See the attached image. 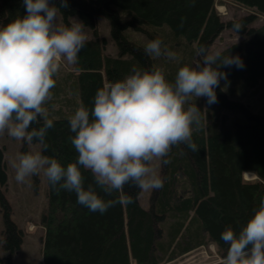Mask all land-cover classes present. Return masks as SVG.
<instances>
[{"label":"trees","instance_id":"obj_1","mask_svg":"<svg viewBox=\"0 0 264 264\" xmlns=\"http://www.w3.org/2000/svg\"><path fill=\"white\" fill-rule=\"evenodd\" d=\"M224 1L249 12L225 21L216 7L218 0H195L194 6L191 0H65L67 7L61 0H49L67 25L71 16H77L96 34L79 52L70 78L60 77L59 72L54 76L53 96L45 105L53 120L45 137L48 147L34 141L40 144L42 155L64 166L76 162L78 156L69 139L74 133L67 117L80 105L90 110L97 89L131 74L133 66L142 71L158 68L173 81L180 66L200 63L202 67L197 49L201 45L209 49L230 28L241 39L224 48V54L239 56L244 67L220 66L226 78L215 88L216 103L195 98L202 121L200 130L193 131L199 151L173 146L171 164L161 162L163 187L152 190L149 207L140 203L142 190L125 185L123 192L133 203L117 204L104 214L92 212L77 202L74 192L57 194L47 181V205L40 218L44 264H167L211 244L218 256L211 264L226 255L228 245L220 239L221 232L226 227L238 232L264 197V104L254 111L250 103L233 97L234 93L245 97L247 89L254 92L249 97L264 91V0ZM26 15L23 0H0V26ZM100 16L110 22L117 56L107 52V41L99 36ZM236 22L242 26L237 31ZM139 35L161 39L181 58L180 63L147 55L144 45L148 42ZM232 81L240 86L225 89L224 83ZM4 153L0 146V199L6 210L2 240L9 252L0 257V264H13L23 244V231L10 218L11 208L2 191L8 182ZM249 173L256 179H246ZM82 174L85 187L92 185L104 199L118 195H105L89 171L82 169Z\"/></svg>","mask_w":264,"mask_h":264},{"label":"clouds","instance_id":"obj_2","mask_svg":"<svg viewBox=\"0 0 264 264\" xmlns=\"http://www.w3.org/2000/svg\"><path fill=\"white\" fill-rule=\"evenodd\" d=\"M23 2L27 15L0 26V135L37 141L46 149L45 137L53 120L45 105L53 96L54 76L62 61L78 62L87 37L80 22L61 24L59 10L49 0ZM191 3L194 6L195 0ZM61 4L67 7L65 0ZM233 27L237 31L242 26L236 22ZM144 50L150 57L180 63L181 58L159 38L150 40ZM197 56L203 66H180L173 81L158 68L142 71L133 66L131 74L97 89L90 110L80 105L67 117L76 162L64 166L39 151L19 154L13 161L17 183L42 172L57 194L74 192L80 205L101 214L117 204L134 202L124 194L125 185L142 191L162 188L164 179L152 162L171 164L173 146L199 151L193 131L200 130L202 121L195 98L216 103L215 88L226 78L220 66L244 67L239 56L225 55L221 49L210 51L204 45L197 49ZM40 121L42 126L32 127ZM82 169L91 173L96 188L105 195H118L104 199L92 185L85 187ZM220 239L228 247L218 264H264V197L238 232L226 227Z\"/></svg>","mask_w":264,"mask_h":264},{"label":"rangeland","instance_id":"obj_3","mask_svg":"<svg viewBox=\"0 0 264 264\" xmlns=\"http://www.w3.org/2000/svg\"><path fill=\"white\" fill-rule=\"evenodd\" d=\"M218 1L219 2L216 4V7L223 15V19L225 21L241 17L242 15L249 12L244 8H240L233 2L224 1L221 3L222 0ZM57 15L59 22L65 26H69L76 22L83 24L79 17L71 16L69 18V25H67L60 11H58ZM83 26V31L87 39H93L96 37L95 31L91 27L85 26L84 24ZM97 28L99 36L102 39H106L107 41V52L113 56H117L118 47L111 35L110 22L105 16H100L98 18ZM130 33L134 39L137 38L133 31H130ZM139 37L145 42L150 41V39L146 36L139 35ZM240 39V36L234 30L227 28L218 36V38L215 39L209 50H223ZM73 69V64H68L66 61H62L59 76L66 77V79H68L70 78L69 74L71 71H73ZM224 86L225 89H229L231 87L234 88L235 86H240V84L232 81L225 82ZM245 93V97L238 95V93H234L233 97L237 99H243L252 105L254 111H259L262 104H264V91L261 92L257 97H249V94L254 93L249 89H247ZM0 146L5 150L4 154L8 173V182L7 185L3 187L2 191L11 208L10 218L23 231L22 247L16 254H14L12 262L13 264H44L41 242V238L44 235V229L41 226L40 218L42 211L47 205V179L41 172L40 175H34L27 178L26 183H17L15 180V169L13 168V161L19 154L28 152L34 153L38 151L41 152L40 144L37 142L26 143L25 141H18L9 137L5 133L0 135ZM152 166L160 175L161 162L154 160L152 162ZM246 179L253 180L256 179V176L254 177L249 173L246 174ZM151 193L152 190L141 191L139 200L143 207H149ZM5 212V206L3 201L0 199V257L5 256L7 252H9V250L4 249V241L2 240L6 224ZM216 261H218L216 248L211 244L209 247H201L167 264H211Z\"/></svg>","mask_w":264,"mask_h":264},{"label":"bare ground","instance_id":"obj_4","mask_svg":"<svg viewBox=\"0 0 264 264\" xmlns=\"http://www.w3.org/2000/svg\"><path fill=\"white\" fill-rule=\"evenodd\" d=\"M250 175H252V176H254V177H255V175H254V174H252V173H250Z\"/></svg>","mask_w":264,"mask_h":264}]
</instances>
